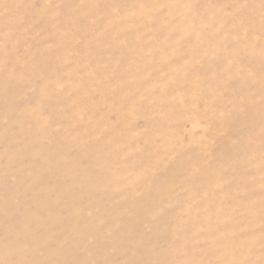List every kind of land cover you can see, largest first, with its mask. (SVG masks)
<instances>
[{
	"label": "rangeland",
	"instance_id": "374dc122",
	"mask_svg": "<svg viewBox=\"0 0 264 264\" xmlns=\"http://www.w3.org/2000/svg\"><path fill=\"white\" fill-rule=\"evenodd\" d=\"M0 245L264 264V0H0Z\"/></svg>",
	"mask_w": 264,
	"mask_h": 264
},
{
	"label": "bare ground",
	"instance_id": "6f19581e",
	"mask_svg": "<svg viewBox=\"0 0 264 264\" xmlns=\"http://www.w3.org/2000/svg\"><path fill=\"white\" fill-rule=\"evenodd\" d=\"M36 180V179H35ZM34 181V180H33ZM36 182V181H35ZM42 182V181H41ZM35 185V184H34ZM41 187V186H40ZM24 204V203H23ZM54 219H56V218H54ZM57 220V219H56ZM54 221V220H53ZM1 246V245H0ZM2 247V246H1ZM3 248V247H2ZM8 249H9V247H8ZM11 249V248H10ZM4 250H7V249H4ZM8 251V250H7ZM35 251V250H34ZM32 253V252H31ZM22 259H23V257H21ZM75 258V257H74ZM79 260V259H78ZM75 261V260H74ZM80 261V260H79ZM78 261V262H79ZM76 263V262H75ZM36 264H37V262H36Z\"/></svg>",
	"mask_w": 264,
	"mask_h": 264
}]
</instances>
